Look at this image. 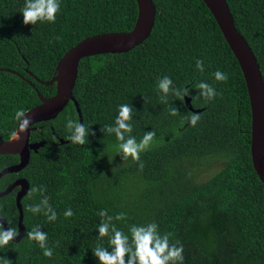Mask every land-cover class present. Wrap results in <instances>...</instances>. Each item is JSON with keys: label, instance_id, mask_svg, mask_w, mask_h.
I'll return each instance as SVG.
<instances>
[{"label": "trees", "instance_id": "16d2710c", "mask_svg": "<svg viewBox=\"0 0 264 264\" xmlns=\"http://www.w3.org/2000/svg\"><path fill=\"white\" fill-rule=\"evenodd\" d=\"M239 31L253 49L264 77V0H227ZM55 22L23 23L25 0H0V135L12 137L18 122L15 111L25 112L49 97L63 55L92 35L130 31L136 25L137 0H60ZM157 13L150 36L133 49L83 58L73 95L82 123L89 132L85 145L67 140V120L80 121L70 101L55 118L37 123L30 142H44L31 150L29 162L16 173L0 178V191L19 178L32 187L43 186L31 198H22L25 232L19 242L0 247V257L11 264H100L93 250L110 247L98 238L97 213L124 212L127 220L114 221L130 236L132 224L155 222L161 234L184 248L183 264H264V183L251 156L252 117L246 81L215 17L203 0H154ZM59 38V39H58ZM204 62V71L196 60ZM227 74L226 82L214 73ZM164 76L176 88L190 89L191 104L201 109L195 127L183 121L191 111L184 101L163 93L157 82ZM207 82L218 95L199 97L195 85ZM133 107L131 133L137 141L156 132V143L140 154L143 170L131 157L118 155L115 134L101 131L115 124L119 106ZM181 113L172 116L169 106ZM183 124V127L181 125ZM175 130L179 135H175ZM87 139V138H86ZM20 161L16 154H0V171ZM116 162L121 164L116 165ZM220 164L199 181L196 166ZM17 189L0 197V217L19 233ZM47 197L58 219L26 211ZM74 215L65 218V210ZM39 226L48 235L51 258L26 237ZM111 251V248H109ZM2 264V262H0Z\"/></svg>", "mask_w": 264, "mask_h": 264}, {"label": "clouds", "instance_id": "9594fccd", "mask_svg": "<svg viewBox=\"0 0 264 264\" xmlns=\"http://www.w3.org/2000/svg\"><path fill=\"white\" fill-rule=\"evenodd\" d=\"M61 8L60 0H25V5L21 10L23 14V23L25 25H35L37 22H55L56 16ZM59 39V38H58ZM196 67L199 71H204L203 60H196ZM217 81L226 82L228 76L226 73L217 70L214 74ZM158 90L163 93L161 100L167 103V96L172 93L184 101L185 97L190 95V89L187 87L176 88L173 85V80L164 76L157 82ZM199 95L193 98V102L199 97H203L206 101L213 100L218 95L216 89L207 82H199L195 85ZM172 116H180L178 108L169 106L167 109ZM23 109L15 111V119L19 124V132L28 130L32 124L30 117L26 116ZM133 107L129 104H122L119 106L118 116L115 119L114 126H104L101 131L108 134H115L119 142L117 147L118 155L122 156L123 161L128 160L129 157L139 163L140 169L143 170L144 164L140 161V154L147 151L156 143V132H145L142 139H137L131 135L133 132L132 127ZM183 121L195 127L201 119V115L196 112H188L182 117ZM70 135L67 140L72 144L85 145L88 142V136L94 135L89 132V129L84 123L79 120H72L69 118L66 124ZM183 127V124L181 125ZM175 135H179V131L175 130ZM12 138L16 141L20 140V135L14 131ZM87 138V139H86ZM45 191L44 187H32L28 192V197L31 198L36 192ZM26 211L33 214H43L47 217L49 222H54L58 219L56 211L49 204L47 197H44L39 203L29 205ZM74 212L71 208L65 210V218L72 217ZM101 218L98 225V238L102 239L108 237L110 247H103L97 244L93 253L98 258L100 264H183V245L176 241L170 242L171 233L161 234L159 226L155 222L147 223L145 225L132 224L128 227L130 236L121 229L116 227L114 221L127 220V214L124 212L118 213L115 216L109 215L107 209H103L97 213ZM2 218V217H0ZM17 237V231L14 227L5 229L4 224L0 223V247H6L10 242L14 241ZM26 237L29 240L38 243L39 247L43 250L45 257L51 258L54 250L48 247V235L42 231L39 226L33 227L28 230ZM111 248V251H109ZM2 264H11L7 258L0 257Z\"/></svg>", "mask_w": 264, "mask_h": 264}, {"label": "water", "instance_id": "95a60500", "mask_svg": "<svg viewBox=\"0 0 264 264\" xmlns=\"http://www.w3.org/2000/svg\"><path fill=\"white\" fill-rule=\"evenodd\" d=\"M203 1L215 17L243 72L251 106L252 163L257 175L264 183V77L260 64L249 42L237 28L227 0ZM137 3L139 15L132 30L88 36L63 55L57 65L55 76L50 81L43 82L46 85L56 83L55 94L49 97L40 94L41 103L26 111V116L31 118L32 124L24 132H19L18 124L16 132L21 137L19 141L14 140L12 137L9 140H4L0 135V154L20 156L18 163L7 166L0 171V178L8 173L21 171L29 162L31 150L38 151L44 145V142H30L31 130L35 123L55 119L70 101H73L76 105L82 123L81 109L73 95L80 61L85 57L96 54L129 51L142 44L150 36L156 20V5L154 0H137ZM185 102L191 111L200 113L201 109H195L192 106L189 96L185 97ZM68 141L61 139L62 143ZM29 186V181L26 178H19L4 191H0V197H2L19 188L16 194V205L19 210V233L14 240L15 242H19L25 232L22 198L29 191ZM0 223L4 224L5 229L10 227L4 218H0Z\"/></svg>", "mask_w": 264, "mask_h": 264}, {"label": "rangeland", "instance_id": "374dc122", "mask_svg": "<svg viewBox=\"0 0 264 264\" xmlns=\"http://www.w3.org/2000/svg\"><path fill=\"white\" fill-rule=\"evenodd\" d=\"M121 164L119 162H116V165ZM220 164H213V165H208V164H200L196 166V170L194 171L197 172V179L199 181L207 179L209 176H211L214 172H216L220 168Z\"/></svg>", "mask_w": 264, "mask_h": 264}, {"label": "flooded vegetation", "instance_id": "af4514ba", "mask_svg": "<svg viewBox=\"0 0 264 264\" xmlns=\"http://www.w3.org/2000/svg\"><path fill=\"white\" fill-rule=\"evenodd\" d=\"M40 122H41V121H40ZM37 123H39V122H37ZM37 123H35V124L33 125L32 130L36 128L35 125H36ZM32 130H31V131H32ZM16 189L18 190L19 188H16Z\"/></svg>", "mask_w": 264, "mask_h": 264}]
</instances>
